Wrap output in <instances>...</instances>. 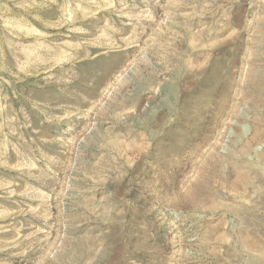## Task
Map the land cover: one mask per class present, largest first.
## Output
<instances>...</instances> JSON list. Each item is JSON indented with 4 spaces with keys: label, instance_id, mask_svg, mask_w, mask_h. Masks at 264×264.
Returning a JSON list of instances; mask_svg holds the SVG:
<instances>
[{
    "label": "rangeland",
    "instance_id": "374dc122",
    "mask_svg": "<svg viewBox=\"0 0 264 264\" xmlns=\"http://www.w3.org/2000/svg\"><path fill=\"white\" fill-rule=\"evenodd\" d=\"M0 264H264V0H0Z\"/></svg>",
    "mask_w": 264,
    "mask_h": 264
}]
</instances>
